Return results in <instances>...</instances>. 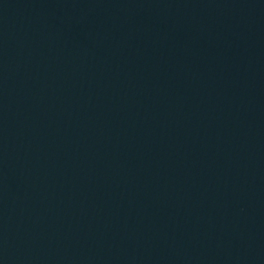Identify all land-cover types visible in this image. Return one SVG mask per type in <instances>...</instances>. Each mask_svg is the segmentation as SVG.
Masks as SVG:
<instances>
[{"label": "water", "instance_id": "1", "mask_svg": "<svg viewBox=\"0 0 264 264\" xmlns=\"http://www.w3.org/2000/svg\"><path fill=\"white\" fill-rule=\"evenodd\" d=\"M0 264H264V0H0Z\"/></svg>", "mask_w": 264, "mask_h": 264}]
</instances>
